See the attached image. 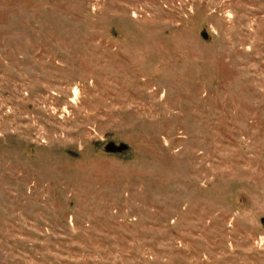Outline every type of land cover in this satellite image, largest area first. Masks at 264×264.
<instances>
[{"label": "rangeland", "instance_id": "rangeland-1", "mask_svg": "<svg viewBox=\"0 0 264 264\" xmlns=\"http://www.w3.org/2000/svg\"><path fill=\"white\" fill-rule=\"evenodd\" d=\"M0 264H264V0H0Z\"/></svg>", "mask_w": 264, "mask_h": 264}, {"label": "water", "instance_id": "water-1", "mask_svg": "<svg viewBox=\"0 0 264 264\" xmlns=\"http://www.w3.org/2000/svg\"><path fill=\"white\" fill-rule=\"evenodd\" d=\"M112 148H113V149H116L117 151H121V148H120V147H115V148H114L113 145H112Z\"/></svg>", "mask_w": 264, "mask_h": 264}, {"label": "trees", "instance_id": "trees-1", "mask_svg": "<svg viewBox=\"0 0 264 264\" xmlns=\"http://www.w3.org/2000/svg\"><path fill=\"white\" fill-rule=\"evenodd\" d=\"M117 151V150H116Z\"/></svg>", "mask_w": 264, "mask_h": 264}]
</instances>
